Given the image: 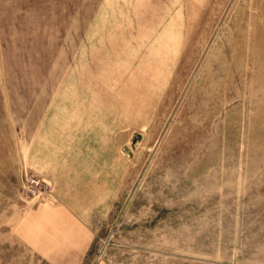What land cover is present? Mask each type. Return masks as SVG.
<instances>
[{"label": "rangeland", "instance_id": "1", "mask_svg": "<svg viewBox=\"0 0 264 264\" xmlns=\"http://www.w3.org/2000/svg\"><path fill=\"white\" fill-rule=\"evenodd\" d=\"M0 264H264V0H0Z\"/></svg>", "mask_w": 264, "mask_h": 264}, {"label": "crops", "instance_id": "2", "mask_svg": "<svg viewBox=\"0 0 264 264\" xmlns=\"http://www.w3.org/2000/svg\"><path fill=\"white\" fill-rule=\"evenodd\" d=\"M93 161L95 162V160L93 159ZM64 169V167H63ZM90 176L93 179H90V182L88 184L91 185V187L93 188L94 186V179L96 178L94 175V163L91 164L90 166ZM76 171V172H75ZM74 172L76 173V176L74 178H70L71 176L68 177V175L66 174H60V175H55L53 178L52 176H46L47 178H49L50 180H52V182L55 184L56 188H57V196H58V200H61V204H66L67 203V193L70 192V196H72V201L73 202H78V194L80 191V187H81V179H83L84 177H80V172L78 169H76ZM45 176V175H43ZM55 188V189H56ZM70 189V190H69Z\"/></svg>", "mask_w": 264, "mask_h": 264}, {"label": "built area", "instance_id": "3", "mask_svg": "<svg viewBox=\"0 0 264 264\" xmlns=\"http://www.w3.org/2000/svg\"><path fill=\"white\" fill-rule=\"evenodd\" d=\"M26 189L28 194L34 198H47L53 195V189L50 183L46 182L45 179L31 177Z\"/></svg>", "mask_w": 264, "mask_h": 264}]
</instances>
